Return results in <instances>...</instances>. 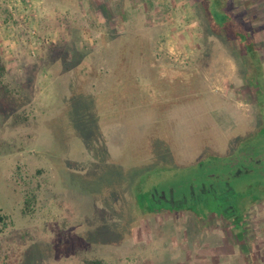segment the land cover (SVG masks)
<instances>
[{
	"label": "rangeland",
	"instance_id": "rangeland-1",
	"mask_svg": "<svg viewBox=\"0 0 264 264\" xmlns=\"http://www.w3.org/2000/svg\"><path fill=\"white\" fill-rule=\"evenodd\" d=\"M51 1L0 0V264H264V0Z\"/></svg>",
	"mask_w": 264,
	"mask_h": 264
},
{
	"label": "trees",
	"instance_id": "trees-1",
	"mask_svg": "<svg viewBox=\"0 0 264 264\" xmlns=\"http://www.w3.org/2000/svg\"><path fill=\"white\" fill-rule=\"evenodd\" d=\"M196 3H198L200 6H203L202 8V12L204 15H208V17H210L211 19V23L209 24L211 31L215 30L218 31V35L219 36H223L224 34H229V39H231L233 41V43L235 44V46L239 47L240 44L245 41V43H253L252 40H249V31H247L245 29V26H247L246 24V20L243 19L241 17V15L243 14V12L241 11H235L234 12V7H236V2L235 0H196ZM231 3V4H230ZM208 4V6L206 5ZM211 5V6H209ZM213 6V9L221 14V21L218 23V21L216 20L215 17H213L212 13L210 12L209 8H211ZM208 11H207V10ZM217 26V27H216ZM235 26L238 27V29L241 31L239 32L238 29L234 32L233 29L235 28ZM241 33V34H240ZM239 34L242 35L239 37ZM171 69V72L173 73H177L175 75V78L178 79L180 78L181 82L183 80V76L182 73L178 67L176 66H163V68H161L160 72H161V78L166 79L168 78V70ZM4 75V67L2 65H0V76ZM0 86L5 87L2 79L0 78ZM124 86V85H123ZM153 86V83L151 85H147V89L146 93L148 94V92H150V88ZM127 87V86H126ZM128 88V87H127ZM153 88V87H152ZM124 90L126 91L125 86L122 87V94H124ZM127 92V91H126ZM178 94L180 93L177 90ZM39 183H36V188L32 189V190H28L24 193L23 196V203H22V207H21V214L22 215H29L34 211V203H35V199H36V192H34L35 190H37V187L39 188ZM0 219H2V216H0ZM89 263H93V264H102L100 261H91Z\"/></svg>",
	"mask_w": 264,
	"mask_h": 264
},
{
	"label": "flooded vegetation",
	"instance_id": "flooded-vegetation-1",
	"mask_svg": "<svg viewBox=\"0 0 264 264\" xmlns=\"http://www.w3.org/2000/svg\"><path fill=\"white\" fill-rule=\"evenodd\" d=\"M258 160V163H255L256 164V166H261V164H259V160L260 159H257ZM229 168H231L230 166H228ZM227 172H225V174H226ZM224 174V175H225ZM223 174H221V175H218L216 178H217V180H219L220 182L219 183H222L223 185H227V183L226 182H224V179L226 178L225 176H224ZM219 176H221L220 178H218ZM213 177H215L214 175H213ZM222 180H223V182H222ZM218 183V185H220ZM210 186L209 187H207V191H211L212 189H214V190H216L217 189V187H216V185L214 184V183H208ZM227 188V187H226ZM217 191V190H216ZM203 198H202V204L200 203V208L201 209H203V211L204 210H207L209 213L211 212V213H213V218H210V220L211 221H214L216 218L214 217L215 215V213H220L221 212V214H222V220H225V221H227V220H232V218H235V213H237L236 211H235V209L236 208H234L231 204V206H228V205H226V203L224 202V201H221V199H220V201H221V203L219 204V205H216V206H210V205H207V207H206V209H204V206H206V203H207V201L209 202L210 200L209 199H206L207 197H206V195H204V196H202ZM261 197H264V196H261ZM264 201V199H259V200H255V201ZM205 201H206V203H205ZM205 203V204H204ZM251 207V203H250V205H249V208ZM241 209V211L244 209V208H240ZM239 210V209H238ZM237 210V211H238ZM232 211H234V212H232ZM240 211V210H239ZM238 211V212H239ZM230 212V213H229ZM237 218V217H236ZM238 222V221H237ZM236 221L234 222V226H235V224L237 223ZM239 222L242 224L243 222H247L248 223V218H246V217H244V218H242L241 220H239ZM221 223H222V221H221ZM224 224V223H223ZM239 228H241V225L239 226ZM224 232V236H226L228 233H229V236H230V232L231 233H233V229L231 228L229 231H225V230H223ZM228 232V233H227ZM237 233L239 234L238 235V239L235 237V238H233V239H235L234 240V242H238V244H239V242H240V240H242V241H244V242H246V243H248L249 241L248 240H246V237L244 236L245 235V232L243 231V229H238V231H237ZM239 236H241V237H245L244 239L243 238H239ZM233 236H231V238H232ZM245 244V243H244ZM255 259H257L256 258V256H253Z\"/></svg>",
	"mask_w": 264,
	"mask_h": 264
},
{
	"label": "crops",
	"instance_id": "crops-1",
	"mask_svg": "<svg viewBox=\"0 0 264 264\" xmlns=\"http://www.w3.org/2000/svg\"><path fill=\"white\" fill-rule=\"evenodd\" d=\"M129 2H131V1L129 0ZM195 4H198V3H196V0H195ZM44 5H46V4H44ZM47 5H48L47 7H49V8L61 9V10H74L75 8H79V9H82V10H85L87 8V10H88V9H93L95 7L94 4L91 3L90 0H84V1L75 0V2H73L72 0H52ZM84 12L85 11H83V14H84ZM244 243H245L244 244L245 247L248 245V243L250 244V242H248V243L244 242ZM241 255L243 257L244 263L245 264H250V261H249L250 257L247 258L244 253H242ZM251 259H252V256H251ZM253 259H255V258L253 257Z\"/></svg>",
	"mask_w": 264,
	"mask_h": 264
}]
</instances>
